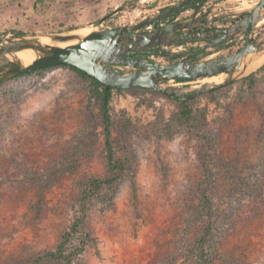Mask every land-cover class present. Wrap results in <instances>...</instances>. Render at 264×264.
Listing matches in <instances>:
<instances>
[{
	"label": "rangeland",
	"instance_id": "374dc122",
	"mask_svg": "<svg viewBox=\"0 0 264 264\" xmlns=\"http://www.w3.org/2000/svg\"><path fill=\"white\" fill-rule=\"evenodd\" d=\"M163 1L0 0V34L82 29L120 6L103 27L128 24L131 15L139 21ZM223 1L244 8L256 0ZM251 73L252 86L244 81ZM87 87L63 65L0 84V264H33L55 249L83 182L107 174L100 110L95 103L88 109ZM194 98L195 122L212 140L214 175L203 257L194 245L205 226L198 212L205 148L183 128L160 134L159 125L176 111L170 100L114 91L112 142L128 166L108 190L109 203L90 207L84 230L91 241L74 264H264V62Z\"/></svg>",
	"mask_w": 264,
	"mask_h": 264
},
{
	"label": "water",
	"instance_id": "95a60500",
	"mask_svg": "<svg viewBox=\"0 0 264 264\" xmlns=\"http://www.w3.org/2000/svg\"><path fill=\"white\" fill-rule=\"evenodd\" d=\"M191 1L199 0H177L139 21L103 27L102 23L119 11L120 6L88 26L91 30L85 34L80 33L77 28L61 32L0 35V83L34 70L64 65L77 68L100 83L114 88L142 87L165 96L188 99L221 88L245 76L250 57L264 53V32L254 39L250 38L255 25L264 20V0H256L249 7L224 10L217 15V19L240 17L220 31L222 36L218 41L248 36L245 44L233 54L210 57L218 49L231 44L192 57H188L192 49L175 51L164 48L167 45H176L179 40L188 42L200 36L198 33L186 32L205 21L206 15L213 11V8H209L203 14L197 15L205 0L193 5L195 10L192 15L167 21L148 32H142L146 25L160 22L172 13L185 10ZM177 31H182L183 34L172 36ZM62 43L69 44L62 46ZM210 45L212 44L200 48ZM24 51L32 57L28 62L17 56L18 52ZM143 55L177 59L167 63L147 60L141 57ZM221 73L224 77L219 82H202L189 86L170 83L176 80L202 79Z\"/></svg>",
	"mask_w": 264,
	"mask_h": 264
},
{
	"label": "trees",
	"instance_id": "16d2710c",
	"mask_svg": "<svg viewBox=\"0 0 264 264\" xmlns=\"http://www.w3.org/2000/svg\"><path fill=\"white\" fill-rule=\"evenodd\" d=\"M24 31L20 29H10L6 33L0 35L23 34ZM64 66V65H63ZM75 72L78 77L87 83V100L88 109L92 103L98 105L101 115V122L104 136V151L106 157L107 174L100 177H90L83 182L80 195L77 199L75 215L68 225L66 231L63 233L60 242L55 249L46 251L32 259L33 264H44L50 260H58L62 264H74L75 258L84 252L85 248L91 241V237L84 230V225L87 219V214L90 207L94 203H109L108 190L116 184L122 173L128 166L127 157L115 156V150L112 142V125L111 117V97L114 91H149L161 97H164L174 103L176 111L168 119L167 123H161L158 131L161 135L173 133L176 128H183L186 132L194 135L205 148L206 153L203 160V178L200 193V201L198 205V212L204 219L205 226L201 235L196 240L194 249L197 255L202 256V250L208 243L212 232V204L208 195V188L214 180L212 172L210 149L212 147V140L208 133L202 129L196 122L197 111L193 105L197 98H180L177 96L162 95L155 91L145 89L142 87H134L130 89H118L100 83L95 78L89 76L87 73L77 69L66 66ZM50 68V67H49ZM46 69V68H45ZM38 69L34 71H40ZM33 72V71H31ZM31 72L25 73L29 74ZM23 75V74H22ZM255 73H251L244 78L250 86L255 83ZM17 77V76H16ZM12 79V78H11ZM177 82H184L189 80H176ZM3 83V82H2ZM1 84V83H0ZM218 89L207 92L208 94L215 93ZM90 111V110H89Z\"/></svg>",
	"mask_w": 264,
	"mask_h": 264
},
{
	"label": "flooded vegetation",
	"instance_id": "af4514ba",
	"mask_svg": "<svg viewBox=\"0 0 264 264\" xmlns=\"http://www.w3.org/2000/svg\"><path fill=\"white\" fill-rule=\"evenodd\" d=\"M176 1L177 0L163 1L160 4V9H158L152 13L155 14V13L161 11L162 9L170 6L171 4L175 3ZM199 1H191L190 3H188L186 5L189 7H187L185 10H182L178 13L177 12L172 13L168 17L162 19L160 22L151 23V29L156 28V27L160 26L161 24L166 23L167 21L182 19L184 17L192 15L194 10H195V6H193V5H195ZM218 3H219L218 0H205L202 3V5L200 6V9H199V12L197 13V15L203 14L209 8H213V11L210 12L208 15H206L205 21L201 22L198 26H196V27H194V28H192L186 32V33H198L200 35L199 37L193 38L191 41H188V42H185L184 40H179L175 43V44H190L185 49V50L192 49V53L188 57H192L194 55L202 54L208 50L220 48V47L225 46L227 44H231V45H228L226 47H223L222 49H218L217 51H215L213 53L214 56L210 55V57L225 56V55L236 53L245 44L248 36H239V37H235L233 39H229L226 41H218V39L222 36V33H220V31L222 29L232 25L234 22H236L237 20L240 19V17H234V16L222 17V18L217 19L216 18L217 15H219L220 13H222L224 11V9L221 7L217 8V9L215 8ZM191 5H192V7H190ZM234 7L235 6H231L230 8H234ZM225 8H229V7H225ZM215 9H216V11H215ZM152 13H150V14H152ZM150 30H143L142 32H148ZM262 32H264V21L261 23H257L255 25L254 29L252 30V35H250L251 37L250 36L249 37L251 39H254L259 33H262ZM182 34H183L182 31H177V32L173 33L172 36H179ZM207 44H212V45L206 46L204 48H200L201 46H204ZM148 49H150V48H148ZM149 56L150 55H143L141 57L144 59H147V60H151ZM155 58H157V55H155ZM176 59L177 58L173 57V59L170 62H168V60H165V57H163L160 61L172 63V62L176 61Z\"/></svg>",
	"mask_w": 264,
	"mask_h": 264
},
{
	"label": "bare ground",
	"instance_id": "6f19581e",
	"mask_svg": "<svg viewBox=\"0 0 264 264\" xmlns=\"http://www.w3.org/2000/svg\"><path fill=\"white\" fill-rule=\"evenodd\" d=\"M239 1H246V0H239ZM263 22V20L259 21V23ZM80 31V33H88L91 29L89 27H86V28H82V29H78ZM45 41V39H44ZM69 43H62L61 45L62 46H65ZM17 56L22 59L23 61L25 62H28L31 60L32 57H30L29 53L28 52H18L17 53ZM251 60L249 61L245 71H250V70H253L254 68H256L257 66H259L261 63L264 62V53L263 54H260V55H255L253 57H250ZM219 75V74H218ZM220 75L221 78L219 79H216L214 81H210L208 78H203L202 80H200L199 82L197 83H202V82H219L223 77H224V74L221 73Z\"/></svg>",
	"mask_w": 264,
	"mask_h": 264
},
{
	"label": "built area",
	"instance_id": "2783aa9c",
	"mask_svg": "<svg viewBox=\"0 0 264 264\" xmlns=\"http://www.w3.org/2000/svg\"><path fill=\"white\" fill-rule=\"evenodd\" d=\"M134 16H130V22L133 21V18ZM103 25V23H102ZM151 29V24H148L145 26V29L144 30H150ZM190 44H176V45H167V46H164V48H167V49H172V50H175V51H183L185 50ZM151 60H157V61H160L163 57L161 56H157V58H155V55H150L149 56Z\"/></svg>",
	"mask_w": 264,
	"mask_h": 264
},
{
	"label": "crops",
	"instance_id": "0c3cea01",
	"mask_svg": "<svg viewBox=\"0 0 264 264\" xmlns=\"http://www.w3.org/2000/svg\"><path fill=\"white\" fill-rule=\"evenodd\" d=\"M226 1H229V0H224L223 2H226ZM233 1H236V2H239V0H233ZM243 2H245V1H243ZM222 3L221 2H219L217 5H216V9L217 8H219V7H221V8H223L224 10H228V9H238L236 6L234 7V8H230L231 6H229V8H225V6H222L221 5ZM253 4V3H252ZM216 9H215V11H216ZM153 14V13H152ZM152 14H150V15H152ZM146 16H149V15H146ZM145 16V17H146ZM145 17H142V18H145ZM141 20V19H140ZM264 21V20H263Z\"/></svg>",
	"mask_w": 264,
	"mask_h": 264
}]
</instances>
